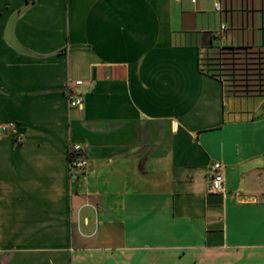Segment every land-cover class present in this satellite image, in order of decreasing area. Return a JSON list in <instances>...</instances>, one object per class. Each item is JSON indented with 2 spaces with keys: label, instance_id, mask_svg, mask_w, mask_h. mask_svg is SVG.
Instances as JSON below:
<instances>
[{
  "label": "crops",
  "instance_id": "1",
  "mask_svg": "<svg viewBox=\"0 0 264 264\" xmlns=\"http://www.w3.org/2000/svg\"><path fill=\"white\" fill-rule=\"evenodd\" d=\"M7 124L0 264H264V0H0Z\"/></svg>",
  "mask_w": 264,
  "mask_h": 264
},
{
  "label": "built area",
  "instance_id": "2",
  "mask_svg": "<svg viewBox=\"0 0 264 264\" xmlns=\"http://www.w3.org/2000/svg\"><path fill=\"white\" fill-rule=\"evenodd\" d=\"M216 8L218 4L215 5ZM225 28L221 25V29ZM75 86L83 85L82 80H75ZM69 105L71 107H80L83 103V92L78 91L76 88H70L67 92ZM13 127L12 124L1 126V130L5 132L7 129ZM90 166L89 159L82 153V146L77 143H73L69 147V170L73 178H77L82 183L86 182L87 172ZM224 164L221 161H214L211 164V188L213 192L224 193Z\"/></svg>",
  "mask_w": 264,
  "mask_h": 264
}]
</instances>
